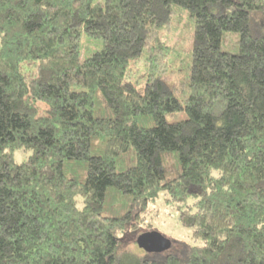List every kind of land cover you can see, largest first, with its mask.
<instances>
[{
    "label": "trees",
    "instance_id": "16d2710c",
    "mask_svg": "<svg viewBox=\"0 0 264 264\" xmlns=\"http://www.w3.org/2000/svg\"><path fill=\"white\" fill-rule=\"evenodd\" d=\"M0 264H264V0H0Z\"/></svg>",
    "mask_w": 264,
    "mask_h": 264
},
{
    "label": "rangeland",
    "instance_id": "374dc122",
    "mask_svg": "<svg viewBox=\"0 0 264 264\" xmlns=\"http://www.w3.org/2000/svg\"><path fill=\"white\" fill-rule=\"evenodd\" d=\"M174 28L170 32L161 31L160 39L164 41L165 44L172 46L180 55H184L186 51L189 50V44L184 40V37L188 33H192L193 21L187 16L186 11L175 7V14L173 16ZM180 31V33H178ZM129 78L136 88L142 91L146 71L145 66L140 61H131L130 63V74ZM38 106L41 111H44L45 104L38 102ZM195 136L194 138H196ZM196 140V139H195ZM29 154V151L15 150L13 152V158L15 161H21L25 159ZM166 195L162 192L152 203V212L148 216L147 221L153 226V230L163 234L165 237H169L174 242H184L187 244H193L195 240L192 239L190 235V230L184 227L177 219L178 211L180 205H176L172 201L165 200ZM181 204V203H180ZM133 249L140 253L139 246L134 244L132 241L123 240L120 249Z\"/></svg>",
    "mask_w": 264,
    "mask_h": 264
},
{
    "label": "water",
    "instance_id": "95a60500",
    "mask_svg": "<svg viewBox=\"0 0 264 264\" xmlns=\"http://www.w3.org/2000/svg\"><path fill=\"white\" fill-rule=\"evenodd\" d=\"M136 242L140 248L150 252H161L170 246V240L155 230L140 233Z\"/></svg>",
    "mask_w": 264,
    "mask_h": 264
}]
</instances>
